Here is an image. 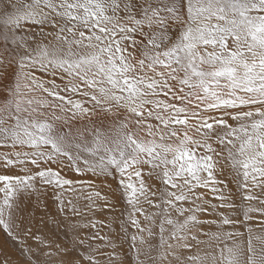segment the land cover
<instances>
[{
    "label": "snow or ice",
    "instance_id": "6c2138e0",
    "mask_svg": "<svg viewBox=\"0 0 264 264\" xmlns=\"http://www.w3.org/2000/svg\"><path fill=\"white\" fill-rule=\"evenodd\" d=\"M0 233V264H264V0H0Z\"/></svg>",
    "mask_w": 264,
    "mask_h": 264
},
{
    "label": "rangeland",
    "instance_id": "374dc122",
    "mask_svg": "<svg viewBox=\"0 0 264 264\" xmlns=\"http://www.w3.org/2000/svg\"><path fill=\"white\" fill-rule=\"evenodd\" d=\"M50 211H51V213H52L53 215H55V213H56V209H55V206H54V205H52V206L50 207ZM42 214H43L42 212L38 211V212H37V218L39 219V217H40ZM98 215H99V214H98ZM100 218H103V217H100ZM49 227H52V226L49 225ZM4 239H5V238H4L3 234L0 233V242L4 241ZM7 250H12V251H14L13 244H12L11 241H8V242H7Z\"/></svg>",
    "mask_w": 264,
    "mask_h": 264
}]
</instances>
